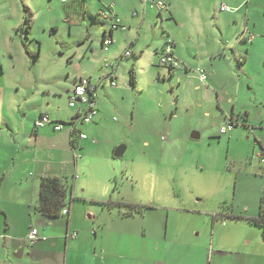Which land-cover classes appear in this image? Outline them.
Listing matches in <instances>:
<instances>
[{"label": "rangeland", "instance_id": "1", "mask_svg": "<svg viewBox=\"0 0 264 264\" xmlns=\"http://www.w3.org/2000/svg\"><path fill=\"white\" fill-rule=\"evenodd\" d=\"M158 1L167 7L162 20ZM144 5L149 14L143 29L114 32L119 44L108 48L121 56L130 52L117 65L101 47L103 32L110 30L111 18L124 20L139 10L142 15ZM223 5L231 10L220 11ZM237 10L241 27L248 11L249 28L259 37L264 32V0H69L67 5L58 0H0L3 258L23 263L11 238L23 240L28 230L57 233L68 221L72 226L73 218L76 226L118 216V210L103 209L102 200L142 206L143 213L131 226L136 234L145 230L144 244L167 235L163 252L185 253L189 263L237 264L248 250L258 254L255 264H264L261 230L247 220L258 216L264 197V46L258 44L249 53L242 74L233 71L230 59L219 57V95L207 93L211 76L209 66H203L217 50L218 38L224 36L232 46L238 43V28L229 16ZM24 17L32 22L29 33L21 29ZM128 36L135 45L128 43ZM168 39L176 42L175 51L186 57L194 72L176 70L170 78L158 65L155 48ZM239 46L246 52V46ZM197 69L205 71L203 85ZM130 70L136 88L129 84ZM79 79L98 85L99 111L91 123H77L87 140L79 141L82 149L74 158L70 143L64 141L63 156L52 151L51 125L49 133L37 139L34 120L41 111L51 116L71 111L67 92ZM234 106L241 115L239 125L221 134L230 118L223 112L230 115ZM70 125L63 120V132L70 131ZM195 133L198 139L191 138ZM119 146L126 152L115 158ZM62 161L63 171H69L68 177L63 175L69 188L65 209L73 215H68L70 220L67 215L48 219L35 212L39 174L61 170ZM23 202L30 207L19 205L15 221L16 204ZM93 216L96 220H88ZM119 238L114 236L116 242ZM126 239L119 246L123 251L135 247L132 237Z\"/></svg>", "mask_w": 264, "mask_h": 264}, {"label": "crops", "instance_id": "2", "mask_svg": "<svg viewBox=\"0 0 264 264\" xmlns=\"http://www.w3.org/2000/svg\"><path fill=\"white\" fill-rule=\"evenodd\" d=\"M68 1L69 0H67V2L64 3L63 5H67ZM158 2L161 3L160 1ZM162 6L164 8L163 4ZM156 7L160 11L159 17L162 20L163 19V16L161 15L162 11L163 10L166 11L167 7H165L164 9L160 8L159 6H156ZM233 13H234L233 15H229V16H230L231 21H234L235 26L238 28V30L236 31V35H238L237 36L238 43L232 46L230 40L226 41L224 36H222L220 40L218 38V40L216 41L217 50L209 54V58H210L209 61L203 64V66L205 67L209 66L208 71L211 76L210 79L208 77L209 82L208 84H206L207 93L210 91H215L217 95H219V81H218L219 80V65L216 63V62H219V57L220 58L225 57L226 59L227 58L230 59L227 62L233 65V71L238 74H242L243 71L244 72L246 71V69L244 68L245 67L244 64L249 57V53L252 54L254 51H256L259 48L258 44L264 46V32H262V34H260V36L258 37L256 35H253L251 29L249 28L250 26L248 25V17H250V15L248 11L246 12V14H244L245 22H244L243 27H241L238 22V21H241V20H238V17H237L239 11L237 10ZM148 14L149 12L147 11L146 6L144 5L142 15L139 10L132 14H127V16H124L125 17L124 20H122L118 16H115V18L118 17V19L121 21V25L125 27V30L119 29L120 31L127 32L130 29H135L136 31H139L146 26V21L148 20V17H147ZM112 22L113 21L111 18V25H112ZM111 25H110V30H112ZM110 30L108 31V33L106 32V29L104 30L103 35L105 34L106 36L104 39H101V47L103 48L104 52L109 53L110 57L118 61L117 63L118 65L119 60H121V58L125 56V54L123 56L117 55V53L113 50V47L112 49L107 48V50H105V46L103 45V41L107 38L112 40V43L109 46H115L119 44V40H116L114 37L115 31L112 33V36L108 35ZM103 35H102V38H103ZM249 39H251L250 42H248ZM128 40H130L128 42L130 43V45H135L134 40H132L131 37L128 36ZM164 41L165 42L160 49L155 48V54L157 55L158 65H160L159 55L161 54L164 46L168 43V41L172 42L173 56L175 60L177 62L181 61L184 64V66L182 67L180 65L181 62L180 63L178 62V64L181 66V69H173L171 67L163 66V68L168 70L169 77L170 78L173 77V74H175L174 72L176 70L183 71L185 75H188L190 72H194L195 70L193 69L195 68L191 66L188 61H186V57L180 52L175 51L176 42L173 39L172 40L168 39ZM239 44H242L243 47L246 46L245 48L246 52H244V48H239L240 47ZM248 46H250L251 48L249 49ZM229 49H232L233 51L232 58L229 54V51H230ZM242 59H243V62H242ZM234 60L237 61V68L239 67L238 70L235 68V65L233 62ZM185 62L187 64H185ZM160 67H162V65H160ZM199 70L205 73L204 70L197 69L196 70L197 75H199L198 74ZM162 76L163 78L166 77L164 73H162ZM111 77L112 79L114 78L113 74L109 76V78ZM187 78L189 77H186V79ZM198 78H199L201 85H203L202 83L204 82L201 81L200 76H198ZM136 85H137V81H136V76H135L134 88H136ZM94 86L97 88V91H96V94H97L96 111L97 113L95 114V116H97L98 111H99L98 110L99 92H98V85H94ZM69 93L70 92H67L68 96H69ZM198 107L201 108L202 103H200ZM218 107H219V101H218ZM70 109L72 110L67 113L66 112L63 113V110H60L52 114V116L49 113H45L41 111L39 115L37 116V118L34 120V128H35L36 137L38 139V137L39 138L44 137L47 134V132L49 133V131L47 130L49 128L48 126L51 125L50 128L54 133V134L53 133L50 134L51 141H52V151H55L56 149L63 156V141H64L65 143H70V147L72 149V155H74V158H75L76 152L82 149V146H80L79 141L87 140V136L85 134L77 131V123L80 122L84 124V122H81L80 120L78 121L77 119H79V117H81L84 114L85 106L76 105L74 108H70ZM223 114H225L227 118L230 117L229 119H233L236 125L233 127V129L238 127L239 125L238 121L241 115H236V107L233 109L230 115L226 114L225 112H223ZM41 116H48L51 123L46 124L42 128H37L36 122L39 120ZM94 117L92 118V120L94 119ZM65 119L68 120L69 124L72 123V125H70L71 126L70 131L63 132V120ZM92 120L88 123H91ZM243 120H246V121L244 122ZM226 121H228V119H226ZM53 122H61L62 127L59 131L54 130L55 124H52ZM247 122H248V118L247 116L246 117L244 116L242 119V126L245 127L244 123H247ZM81 134L85 136V139L80 138ZM87 144L88 142L86 143V145ZM125 152H126V147H125L123 154H125ZM67 153L71 157V152L69 149ZM68 161L69 162L66 163V165L70 166L71 160H68ZM60 166H61V170L59 171H40L39 179L42 176H55L61 179H63L66 176L68 177L69 171H63V161L60 163ZM74 174L76 175L77 172L74 171ZM63 175H66V176H63ZM73 192H74V188H72V194ZM35 200L38 203V197ZM100 203H104V201L101 200ZM16 205H17L16 210L14 211L15 221H17L16 217H19L21 214L20 211L18 210L19 205H22L20 209L30 207L28 206L30 204H26L24 202L16 204ZM103 209L105 208L103 207ZM65 210H67V214H66L67 216L71 215L70 209H65ZM35 212L37 213L38 211L36 210ZM107 212L111 213L113 211H107ZM137 215L135 214L133 216H126L123 214V211L122 212L118 211V216H111L110 218L103 217L100 223L94 222L93 224L90 225L89 223L84 221L81 224L76 225V226L73 225V220H74L73 218L71 220L72 226H68L70 223V221H68L69 222L68 225L66 226L63 225V231L61 230L57 233L55 232L47 233V231H45L47 234L45 233L43 234L38 231L39 236L45 237L46 240H43V241L39 240L38 242H36L37 244L35 243L33 245H30V246H33V248H28V246L25 245L28 243L26 240L27 238L26 235H28L29 230L27 231V234L24 236L23 240H17L15 238H11V239L13 240V244L17 245V249H20V251H22L21 258H17L23 261V263L21 264H192V263H189V260L185 253L179 252L178 254H176V252L178 251H173L170 253L163 252L164 249L161 248V244L162 242H167V235L164 238H155L154 241L152 240L154 242L152 245H147L146 243L144 244V240L146 238V235L144 234L145 230H141V234H136L137 231H134V228L131 226V222L136 221ZM70 218L71 217L68 216L69 220ZM88 220H96V219L93 216V217H88ZM94 225H98L100 226V228L96 229ZM73 228H76L78 231L72 230ZM109 233H113V234L109 235ZM73 234L75 235L74 237H72ZM91 234H93L95 238H93ZM116 234H118L120 237L118 242H116L114 239V236ZM45 235L50 237V239H48V237ZM139 235H141V239H138V240L135 239V236H139ZM126 237L133 238L134 245L132 246H135V247L131 250L123 251V249H121V247L119 246L122 245L121 243L122 241H125V242L127 241ZM2 238H3V234L2 232H0V241L2 240ZM115 243L117 244L118 247H114ZM181 250H186V249H180V251ZM20 251L16 255H18ZM6 252H7L6 254H8L9 249ZM263 252L264 251L260 253H263ZM4 255H5V252L2 250V247H0V264H16L12 260H9L8 258H3ZM257 255L258 254H255L253 252L246 250L245 252H242L240 254L241 258L237 264H255ZM189 257H190V254H189Z\"/></svg>", "mask_w": 264, "mask_h": 264}, {"label": "trees", "instance_id": "3", "mask_svg": "<svg viewBox=\"0 0 264 264\" xmlns=\"http://www.w3.org/2000/svg\"><path fill=\"white\" fill-rule=\"evenodd\" d=\"M21 26V25H20ZM32 27V22L30 18L24 17V23L21 26V29L25 33H29ZM116 30H110L109 34L112 36V33ZM105 34L103 38H105ZM112 38V37H111ZM171 70V69H170ZM129 84L134 88L135 86V76L134 71L130 70L129 72ZM75 119V118H73ZM244 122L246 120H243ZM233 127L236 126L234 121ZM53 124H61V122H53ZM72 124V123H71ZM69 188L63 179L55 176H42L40 177L39 182V192H38V203L36 210L44 217L48 219H55L62 215L63 210L67 205ZM102 208L104 207L108 211L118 210L123 211V214L126 216L141 215L143 213L142 206L140 205H131L123 202H111L107 201L100 203ZM233 217H236L233 215ZM248 222L259 227L261 230V238L264 242V197L260 199L259 203V213L257 217L247 218Z\"/></svg>", "mask_w": 264, "mask_h": 264}, {"label": "built area", "instance_id": "4", "mask_svg": "<svg viewBox=\"0 0 264 264\" xmlns=\"http://www.w3.org/2000/svg\"><path fill=\"white\" fill-rule=\"evenodd\" d=\"M64 3L67 2V0H58ZM156 6H159L160 8H163L161 3H155ZM222 12H229L231 9L223 5L221 6L220 9ZM112 25L111 29L112 30H125V27L121 25V21L118 18H112ZM251 39L248 40L250 42ZM112 40L111 39H105L103 41V45L105 46V50H107V47L111 45ZM125 56L128 57L130 56V52L126 51ZM159 63L162 66H167L171 67L173 69H181V66L178 64V62L175 60L173 56V45L171 41H168V43L164 46L161 54L159 55ZM198 74L200 76V79L202 82L206 81V75L203 71L199 70ZM110 84L111 86H115L114 80L112 77L110 78ZM97 88L91 84L90 80L86 79H80L73 85L72 91L69 93L68 96V106L70 108H74L76 105H83L85 106V111L84 114L77 119L78 121L80 120L81 122L88 123L92 120V118L96 114V94ZM51 123L50 119L48 116H41L39 120L36 122V127L37 128H42L46 124ZM61 124H55L54 125V130L59 131L61 129ZM233 129V123H228L227 127L221 129V134H225L228 131ZM81 139H85L84 135H80ZM63 215L67 214V210H63L62 212ZM75 235L73 234L72 237ZM27 242L29 245H33L36 242L46 240L45 237H40L38 230L37 229H32L26 238Z\"/></svg>", "mask_w": 264, "mask_h": 264}, {"label": "water", "instance_id": "5", "mask_svg": "<svg viewBox=\"0 0 264 264\" xmlns=\"http://www.w3.org/2000/svg\"><path fill=\"white\" fill-rule=\"evenodd\" d=\"M233 122V119H229V123H232ZM192 139H198L199 138V135L197 133L193 134L191 136ZM124 150H125V147L121 146V147H118L115 152H114V157L115 158H121L123 153H124ZM21 254H22V251H20V253L18 255H16L17 258H21Z\"/></svg>", "mask_w": 264, "mask_h": 264}, {"label": "bare ground", "instance_id": "6", "mask_svg": "<svg viewBox=\"0 0 264 264\" xmlns=\"http://www.w3.org/2000/svg\"><path fill=\"white\" fill-rule=\"evenodd\" d=\"M108 48V47H107ZM71 91V90H70ZM72 121H74V120H72ZM74 123V122H73ZM74 129H75V127H74ZM82 135V134H81Z\"/></svg>", "mask_w": 264, "mask_h": 264}]
</instances>
